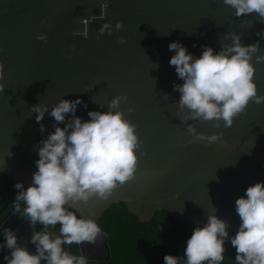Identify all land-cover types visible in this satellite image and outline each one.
<instances>
[{
    "label": "water",
    "instance_id": "95a60500",
    "mask_svg": "<svg viewBox=\"0 0 264 264\" xmlns=\"http://www.w3.org/2000/svg\"><path fill=\"white\" fill-rule=\"evenodd\" d=\"M234 11L223 0H0V173L25 188L32 182L38 142L54 131V118L46 113L37 123L31 106L80 98L87 107L78 105L76 115L88 120V111H106L114 97L126 94L119 110L143 141L134 177L107 200L78 203L77 214L97 222L111 205L123 204L140 223L154 215L161 223L166 211L193 230L215 211L233 235L240 223L235 200L264 181V103L250 101L230 127L189 120L198 133L219 134L221 142L193 140L178 114L173 84L183 81L169 65L174 52L168 45L179 41L199 57L203 46L219 51L231 43L223 35L229 32L244 44L259 40L256 55L264 54V38L256 35L264 21ZM105 23L111 34L99 32ZM85 29L87 38L74 34ZM253 63L258 94L264 95V62L256 63L254 55ZM107 239L108 257L98 260L109 259Z\"/></svg>",
    "mask_w": 264,
    "mask_h": 264
},
{
    "label": "clouds",
    "instance_id": "9594fccd",
    "mask_svg": "<svg viewBox=\"0 0 264 264\" xmlns=\"http://www.w3.org/2000/svg\"><path fill=\"white\" fill-rule=\"evenodd\" d=\"M223 3L235 10L236 17L255 13L264 21V0H223ZM115 27L120 29L121 22ZM105 30L111 34L110 23L103 24L99 32ZM74 34L88 36L86 29ZM223 35L231 43L221 44L219 51L203 46L199 57L179 41L168 45L169 51L174 52L169 65L175 66L178 78L183 81L173 84V91L180 94L177 104L181 122L187 124L193 140L209 144L221 142L220 135L198 133L193 124L187 123L189 120L211 121L217 128L222 121L224 127H230L250 101L264 103V95L258 94L253 79L256 70L253 56L256 63L264 62V54L256 55L261 51L259 40L244 44L239 34ZM256 35L264 38V30ZM117 42L124 43V38H118ZM154 65L158 67V63ZM4 87L0 84V92ZM126 100V94L114 97L106 111H88V120L76 115L78 105L87 107L80 98L61 99L51 107L41 103L31 106L37 123L46 113L54 118V131L38 142L39 158L31 184L27 188L22 182L14 184L18 191L12 210L26 218L32 227L30 242L35 245V252L18 243L14 230L3 227L0 249L10 250L4 256L6 264H87L85 256L73 255L64 246L95 243L102 235L92 215H78L75 205L87 204L92 198L107 200L115 188L134 177L137 149L143 141L136 125L119 110ZM40 131H45L43 124ZM235 212L240 223L233 235L227 230L228 222L211 212L206 223L195 227L186 240L183 259L166 254L164 264H220L226 242L235 249L236 264H264V181L246 188L244 195L235 200ZM38 224L42 226L40 231L35 230Z\"/></svg>",
    "mask_w": 264,
    "mask_h": 264
},
{
    "label": "trees",
    "instance_id": "16d2710c",
    "mask_svg": "<svg viewBox=\"0 0 264 264\" xmlns=\"http://www.w3.org/2000/svg\"><path fill=\"white\" fill-rule=\"evenodd\" d=\"M17 191L14 183L0 173V233L3 222L13 212ZM162 221L169 223L164 229L159 228L156 215L149 222L140 223L123 204L111 205L97 221L102 233L108 236L109 259L87 260V264H164L166 254L183 259L192 229L171 218L166 211L161 212ZM69 252L81 255L77 244L70 245ZM220 264H236L235 249L230 242L225 243L224 260Z\"/></svg>",
    "mask_w": 264,
    "mask_h": 264
},
{
    "label": "flooded vegetation",
    "instance_id": "af4514ba",
    "mask_svg": "<svg viewBox=\"0 0 264 264\" xmlns=\"http://www.w3.org/2000/svg\"><path fill=\"white\" fill-rule=\"evenodd\" d=\"M6 220H9V222L7 223V228H10L15 231L18 243L26 247L28 246L27 249L30 252L34 253L35 245L30 242V238L32 235V227L29 225L28 220L24 217H21L19 213L14 211L9 215V217ZM165 222L166 221L159 223V228ZM41 228L42 226L39 224L35 226L36 231H40ZM56 229H58V227H56ZM56 229H49V231H56ZM0 243H3V238H0ZM69 246L70 245H68V251H69ZM82 249H83V255L88 260L106 259L108 257L104 234L98 236L95 243H87V242L82 243ZM9 253H10L9 249H0V264H6V261L4 260V256L8 255Z\"/></svg>",
    "mask_w": 264,
    "mask_h": 264
},
{
    "label": "rangeland",
    "instance_id": "374dc122",
    "mask_svg": "<svg viewBox=\"0 0 264 264\" xmlns=\"http://www.w3.org/2000/svg\"><path fill=\"white\" fill-rule=\"evenodd\" d=\"M169 225L168 222H165L164 224L161 225L160 229H164L165 227H167Z\"/></svg>",
    "mask_w": 264,
    "mask_h": 264
}]
</instances>
